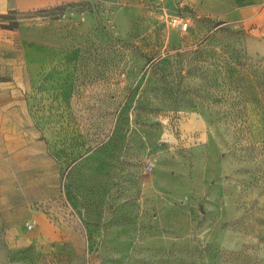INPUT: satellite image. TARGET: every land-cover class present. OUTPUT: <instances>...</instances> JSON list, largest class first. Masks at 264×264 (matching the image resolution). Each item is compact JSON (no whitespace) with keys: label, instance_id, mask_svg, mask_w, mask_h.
<instances>
[{"label":"rangeland","instance_id":"374dc122","mask_svg":"<svg viewBox=\"0 0 264 264\" xmlns=\"http://www.w3.org/2000/svg\"><path fill=\"white\" fill-rule=\"evenodd\" d=\"M262 2L1 13L0 258L27 208V264H264Z\"/></svg>","mask_w":264,"mask_h":264},{"label":"crops","instance_id":"0c3cea01","mask_svg":"<svg viewBox=\"0 0 264 264\" xmlns=\"http://www.w3.org/2000/svg\"><path fill=\"white\" fill-rule=\"evenodd\" d=\"M234 3L239 4L236 9H239L241 12L251 10L253 6L246 5L247 2H252L256 0H233ZM44 0H0V14L6 12L12 8L20 9H33L43 6ZM262 8L264 10V0L262 2ZM257 42L259 43L258 46ZM250 49L253 51L264 53V40L256 38L250 39ZM255 49V50H254ZM21 215V214H20ZM36 220V226L33 229H28L26 225H23V221L26 218ZM37 220H39L37 222ZM8 233L7 238V253L2 258H0V264H27L24 260L29 259L27 257L28 253L32 252L34 256L37 253H42L46 251H52L54 245H59L60 236H54L50 233L47 223L42 220L40 215L31 213L29 214L28 209L24 211V215H21L17 218L16 223L10 229H5ZM59 234V233H56ZM32 246V250L24 253L20 252L23 248ZM11 251V252H10ZM11 256H10V254ZM22 256V257H20ZM26 258V259H25ZM21 261H20V260Z\"/></svg>","mask_w":264,"mask_h":264},{"label":"built area","instance_id":"2783aa9c","mask_svg":"<svg viewBox=\"0 0 264 264\" xmlns=\"http://www.w3.org/2000/svg\"><path fill=\"white\" fill-rule=\"evenodd\" d=\"M187 25L184 26V28L186 27Z\"/></svg>","mask_w":264,"mask_h":264}]
</instances>
